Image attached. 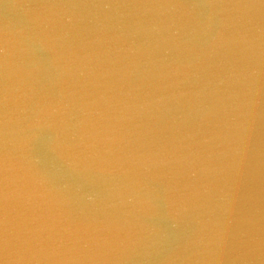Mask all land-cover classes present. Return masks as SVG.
Listing matches in <instances>:
<instances>
[{
    "label": "water",
    "instance_id": "95a60500",
    "mask_svg": "<svg viewBox=\"0 0 264 264\" xmlns=\"http://www.w3.org/2000/svg\"><path fill=\"white\" fill-rule=\"evenodd\" d=\"M0 264H264V0H0Z\"/></svg>",
    "mask_w": 264,
    "mask_h": 264
}]
</instances>
